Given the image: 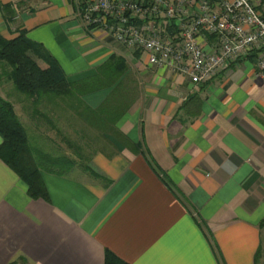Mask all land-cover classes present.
Returning <instances> with one entry per match:
<instances>
[{
	"label": "crops",
	"instance_id": "crops-1",
	"mask_svg": "<svg viewBox=\"0 0 264 264\" xmlns=\"http://www.w3.org/2000/svg\"><path fill=\"white\" fill-rule=\"evenodd\" d=\"M21 30L73 88L68 103L45 95L42 114H30L75 151L43 152L37 198L0 158V264H104L106 249L131 264H264V78L254 52L196 89L84 26L77 0H0V34ZM199 39L208 50L216 42Z\"/></svg>",
	"mask_w": 264,
	"mask_h": 264
},
{
	"label": "built area",
	"instance_id": "built-area-1",
	"mask_svg": "<svg viewBox=\"0 0 264 264\" xmlns=\"http://www.w3.org/2000/svg\"><path fill=\"white\" fill-rule=\"evenodd\" d=\"M77 6L84 26L188 76L196 89L250 52L264 78V0H77ZM203 33L216 37L210 50Z\"/></svg>",
	"mask_w": 264,
	"mask_h": 264
},
{
	"label": "trees",
	"instance_id": "trees-1",
	"mask_svg": "<svg viewBox=\"0 0 264 264\" xmlns=\"http://www.w3.org/2000/svg\"><path fill=\"white\" fill-rule=\"evenodd\" d=\"M40 58L44 65L37 60ZM0 65L14 87L30 98L37 113L43 96L59 95L69 102L72 87L53 55L39 42L30 39L23 30L11 38L0 34ZM0 158L26 184L30 197H44L45 185L39 163L29 147L26 128L14 104L0 94ZM43 153V152H42ZM46 158L45 154L43 153ZM62 157V156H61ZM52 159V158H51ZM65 159L67 160L68 157ZM7 264H19L10 261ZM104 264H131L109 249L105 250Z\"/></svg>",
	"mask_w": 264,
	"mask_h": 264
},
{
	"label": "rangeland",
	"instance_id": "rangeland-1",
	"mask_svg": "<svg viewBox=\"0 0 264 264\" xmlns=\"http://www.w3.org/2000/svg\"><path fill=\"white\" fill-rule=\"evenodd\" d=\"M0 94L3 97L9 99L14 104L15 110L17 111L20 120L22 121V123L26 128L30 142L33 144L35 148H37L34 149L36 162H38L40 165L43 166H47L50 164L47 162V159L44 157L42 153V152H46V150L52 153L50 155L57 156V158L59 159L60 155L64 154L63 151L68 147V145L67 146L64 145L65 143L62 142L59 135L56 133L51 132V135L53 136L51 139L45 137L42 134L43 132L37 128V124H39L40 121L37 120L38 118L36 114L35 115L30 114L31 113L30 99L14 87L12 81L8 79L7 74L2 71L1 65H0ZM66 123L70 126L71 121L67 119ZM40 129H42V126L40 127ZM68 148L71 154H65V155L68 157H72L74 155L75 149L74 147H68ZM58 159L57 161H59ZM52 164L56 165L55 170L58 169V171L61 172L64 171L68 172V170L62 168V166L56 163H52Z\"/></svg>",
	"mask_w": 264,
	"mask_h": 264
},
{
	"label": "clouds",
	"instance_id": "clouds-1",
	"mask_svg": "<svg viewBox=\"0 0 264 264\" xmlns=\"http://www.w3.org/2000/svg\"><path fill=\"white\" fill-rule=\"evenodd\" d=\"M234 168H235V165L234 164H231V162H230V168L229 169H226V171H229L230 172Z\"/></svg>",
	"mask_w": 264,
	"mask_h": 264
}]
</instances>
